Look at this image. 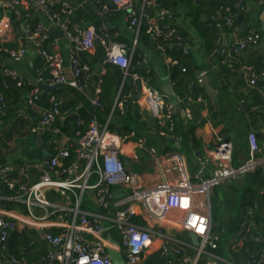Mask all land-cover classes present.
I'll use <instances>...</instances> for the list:
<instances>
[{"label":"built area","instance_id":"built-area-1","mask_svg":"<svg viewBox=\"0 0 264 264\" xmlns=\"http://www.w3.org/2000/svg\"><path fill=\"white\" fill-rule=\"evenodd\" d=\"M4 12L0 20V40L12 29L14 22H23L31 18L33 7L39 9L49 25L64 33L69 42L70 79H67L62 58L57 53H49L44 45L49 40V30L42 23H37L31 31L33 47L45 61L48 79L39 77L35 82H23L16 70L0 62V71L3 77L13 82L16 87H26L28 96L26 105L36 108L41 101L42 91L39 85L67 86L78 93L85 95L93 80V72L89 65L79 59L82 54H90L99 45L104 52L103 66L116 67L122 71L123 78L120 91L129 78L138 86L137 95L147 108L149 115L157 121L170 119L176 107L184 104L181 109L188 121L192 120L190 106L203 105L201 97L184 100L177 98L175 106L165 105V97L156 90L147 86V83L136 73H130L132 58L137 48V40L141 27L145 24L147 35L157 42V51L164 52L169 46L182 47L181 37L172 25L173 15L167 10H161L158 19L160 25L151 23L147 10L154 6L153 0H143L142 8L135 7V0H105V4L97 1L100 6L98 17L103 21L114 7L126 14L128 30L132 32L134 40L131 46L113 40L108 35L103 22L96 30L88 27L81 30L77 26L70 29L73 8L68 0H0ZM195 1V0H192ZM264 0H260L263 5ZM234 10L243 15L246 6L243 0H235ZM220 11L225 15V26L232 30L234 38L233 52H244L257 46L262 35L255 30H249L244 37L240 36L239 28L234 26L233 18L228 9ZM214 20V19H212ZM7 60L21 62L26 55L24 48L4 50ZM138 69L147 64L146 54L139 56ZM171 64H176L171 63ZM185 73V70H182ZM242 78L247 86L253 90L258 83L264 80V73L257 72L252 67L244 66L241 69ZM41 75V74H40ZM93 88V94L87 97L90 107L97 113L104 110L101 102L102 76L104 69ZM204 75L198 78L202 84ZM264 106V91L260 92ZM123 109V104L116 99L114 109ZM6 117V103L0 96V127ZM62 117L61 102L56 98L49 100V108L40 113L39 124L31 129L32 135L38 137L52 134L51 144L54 153L49 155V174L43 171L44 162L23 164L18 168L0 166V248L7 252V244L13 234H23L27 231L40 233V240L46 245L47 252L41 264H113L107 254L111 249L123 257L125 264H142L146 254L151 250L155 237H160L162 243L158 251L167 261V264H223L224 261L214 254L218 249L220 237L212 235V213L210 197L214 189L239 177L261 169L264 177V157L257 159L260 152L255 134L248 135V160L239 167H234V145L231 142L218 139L213 149L207 151L197 159L198 170L194 179L199 184H193L185 169V160L179 154L165 155L171 170L177 172L180 178L173 181H163L153 189L141 192L134 187V179L129 174L121 160L130 155L133 160L138 159V151L146 147V140L139 139L133 151L127 152L123 148L124 140L111 134L108 124L101 126L97 115H94L86 124L84 133L77 131L73 136L64 134L54 128ZM111 120V117H110ZM130 137H134L131 134ZM1 142V135H0ZM155 154L154 149H150ZM39 173L35 183L34 173ZM33 173V174H32ZM96 176L95 184L90 180ZM24 179L25 183L19 180ZM4 191L13 195L6 197ZM118 193H121L118 195ZM56 197H51V195ZM92 195V204L95 212L81 210L84 196ZM2 202H9L24 207V212H12L4 209ZM174 213V214H172ZM254 211L248 212L247 229L255 228ZM141 219L143 225L136 223ZM170 223L182 233L192 234L198 239V247L192 244H183L174 239L158 235L153 232V226ZM57 230L53 235L50 231ZM115 230L119 237L116 241L109 235L117 246L108 242L104 236ZM253 242L259 243V237ZM32 244L31 246H33ZM235 248V247H234ZM10 264H27L25 259L9 257ZM247 264H264V250L262 254L251 255Z\"/></svg>","mask_w":264,"mask_h":264},{"label":"crops","instance_id":"crops-1","mask_svg":"<svg viewBox=\"0 0 264 264\" xmlns=\"http://www.w3.org/2000/svg\"><path fill=\"white\" fill-rule=\"evenodd\" d=\"M68 1L74 10V14L70 20V29L73 28V26H77L81 30H85L88 27H94L96 30H98L101 22H103L111 39L121 41L122 43L131 46L134 36L132 32L128 30L125 12L117 10L114 7H110L109 13L105 16L104 20L100 21L98 17V11L95 9V5H93V0ZM153 1V10H150L147 13L151 23L160 25L162 21L161 19H158V14L161 10H167L174 17L172 22L174 28H176L178 32H184L188 34L189 44L185 47V49L187 54L191 55L196 61L198 67L196 78L204 75L202 84L198 87V91H203L204 98H201L206 102L203 104L204 106L201 111V116L198 115V119L193 116L191 111L192 120L188 121L181 109L177 108L174 110L170 119L157 121L149 115L147 108L141 102V98L136 95L134 101L131 104V115L126 119L127 112L125 110V100H119L123 104L122 111H120L118 108L114 109L115 101L117 98H119L121 92V82H119V91L116 97H114L109 116H104L103 111L97 112L96 115L98 123L101 126H105L109 120L108 130L110 129V124L115 126L116 129H120L124 126L131 129L129 133L121 134L114 131H109L111 134H117L120 137H128V139L124 140L125 142L122 144L123 148L127 152L133 151L135 149L139 139L146 140V147L143 150L138 151L137 160H133V158L127 154L121 158L127 172L133 176L134 187L139 191L144 192L153 189L163 181L173 182L179 179V173L168 172V170H171V166H169L170 163L167 162V159L163 160L165 155L172 154H179L184 158L185 169L187 174L190 176L192 183L199 184V182L194 179L195 171L198 170L197 159L202 157L207 151L213 149L218 139L231 142L234 145V156L232 163L234 167H239L248 160L249 151L247 139L248 135L250 134H255L260 149V152L257 154L256 158H263V99L262 102H258L257 98L252 95L254 93H257L258 95L260 92H262V88L258 87V85L261 82H264V80L258 83L255 89L251 90L247 86L245 80L242 78L241 69L244 66H249L257 72L264 73V35H262V39L257 46L252 47L251 49H248L244 52L235 54L233 52L234 38L231 35H226L225 33L220 32L218 35L219 40H216L214 39L213 35L209 33L203 34V31H200L202 29L205 30V28H209L203 26L202 23L204 21L206 22L207 19L205 17L203 19L200 18L201 13L206 10L205 6L207 5V0H195V2L192 0ZM243 1L246 6V11L242 15L243 19L240 20L241 24L237 26V28L240 30V33L244 26L247 27V31L256 29L262 31V18H264V9L263 6L260 5V0ZM142 5L143 0H135L136 8L141 9ZM197 10L199 14L198 27H196L194 20ZM3 15L4 12L0 4V20L2 19ZM37 23H42L45 28L49 30V40L44 45V49L49 53H57L62 58L65 75L67 79H70V44L65 39V36L64 38H61L56 33V31L59 30L50 27L48 21L36 7L32 8L31 18L29 20L23 22H14L12 29L0 40V62L5 65L7 60L6 56L4 55V50H17L19 48H24L26 50V55L22 61L19 62L20 70L16 71L22 81L24 83L35 82V76L39 74L48 76V72L45 67V61L40 56L38 51H36L33 47L31 39L27 38V33L29 31L31 32ZM224 42H226V51L223 55H221V50L225 45ZM98 48L101 49V47L97 45L96 49L92 53L82 54L79 57L82 63H86L90 66L93 75L96 77V79L92 80L85 93V95L88 97L92 96L93 94V88L98 77L100 76L99 74L103 71V69L105 74L107 67H109L103 66L104 58L102 54L100 56L97 54ZM137 50L141 54H146L147 64L141 70H145V75L148 77L140 76L139 74L138 75L147 83L148 87L156 90L165 97L166 106L172 105L171 99L166 97L163 91L168 85H170L172 88V84L169 79V70L172 65H174L171 63H176V55L173 54L171 50L165 49L164 52H160L157 51L156 48L151 49L148 47V45L146 46L142 43H138ZM86 57L87 62L84 61ZM97 68H99L98 75H96ZM28 92L29 91L26 87L18 88L14 83L6 84L0 71V96H3L6 103V117L4 118L3 124L0 127V135L3 137L4 134H7L9 137V141L5 143L3 141V143H0V158L4 161L6 166L13 168H18L21 166H15L14 164L17 161H23L24 149L27 147V139L31 134L30 131L39 124L40 113L42 110H44L42 97L36 108H29L26 105ZM43 93L44 92H42V94ZM47 95L50 96L49 100L51 98H55L51 96L52 94ZM117 113L119 117L118 115L116 116ZM253 114L256 117H254ZM176 116H179V121H177L176 126L180 122L184 127H187L189 124L197 121L196 123H198V127L194 132V136L198 142V150L193 149V145L189 140L181 137V134L186 132L185 129H180L181 131L178 137L173 136V132L175 131V129H173V118H175L176 122L178 118ZM59 120L61 123L65 121V119L62 117ZM149 120L157 122L161 129L152 128L150 123H148ZM169 122L172 123L171 127H167ZM86 124L87 123H85V129ZM83 125L84 123L79 119L78 126ZM144 133L151 135L153 138L151 140H147L145 135H143ZM131 134H134V137H130ZM38 139L40 140L39 137ZM150 149H154L155 154H151ZM197 154L198 157H196ZM257 170L251 174L239 177L234 181L225 183L221 187L217 188L219 207L222 205L220 202V197L225 200V203L223 202L224 204H227L228 200L231 201L234 205L232 212L235 213V216L237 217L242 213L241 202L246 195V191H256V199L259 201L262 200L264 197V184L262 188L260 187L258 189H254L255 183L252 181L253 177L256 175L264 183V178L261 175V172ZM19 182L25 183V180L20 179ZM3 195L9 197L13 194L11 192L5 191ZM212 198L213 192L210 197L211 213L213 204ZM87 200L92 204V195L87 196ZM81 210L95 212L96 207L92 204L91 207L88 205L82 208L81 205ZM14 211L19 213L24 212H20L17 209L13 210L12 212ZM236 217H234V219H236ZM255 217L258 223H255L254 229L251 228L249 232L246 231V220L248 219L247 216L244 220V224L241 226L242 232L244 234L240 233L236 236L229 234L228 239L226 238V242L229 246L225 248L226 255L224 257H220L224 261L223 264H233L229 260L228 254L230 252L236 251L239 246L247 243L248 240L253 241L254 237L258 236L264 244V210H261L255 214ZM256 219L254 222H256ZM140 225H143L141 219ZM152 230L158 235L168 236L179 243L187 244L177 239V237L185 235V233H182L177 228H174V226H172L170 223L153 226ZM161 243L162 241L160 240V237H155L151 250L148 251L145 259L148 256L159 252L158 249ZM189 244H191V241ZM234 247L236 248L234 249ZM3 254L0 253V264H10L9 256H5Z\"/></svg>","mask_w":264,"mask_h":264},{"label":"trees","instance_id":"trees-1","mask_svg":"<svg viewBox=\"0 0 264 264\" xmlns=\"http://www.w3.org/2000/svg\"><path fill=\"white\" fill-rule=\"evenodd\" d=\"M93 5H95V9L99 12L100 6L96 3L97 1H100V3L105 4V0H93ZM195 2V1H194ZM235 0H207V5L205 6L206 10L201 13L200 18L203 19L204 17L207 19V21L202 22L203 26L209 27L200 30L203 31V34L209 33L214 36V39H218V35L220 32L225 33L226 35H231L232 30L225 26V22L223 18L225 15L220 11V9L226 10L228 9L230 11V15L233 18L234 26L237 27L241 24V21L238 20V17L240 14H238L237 11L234 10ZM263 9H264V3H263ZM154 7L147 10V13L150 10H153ZM198 10L195 14V24L196 27H198ZM214 19V20H212ZM73 22V21H72ZM204 28V27H202ZM147 27L144 24L139 32L137 45L138 43H142L144 45H148L149 48H156L158 43L153 41V39L147 35L146 33ZM261 35H264L262 31L255 30ZM248 31L241 33L240 36L244 37L247 34ZM181 37V45L185 48L189 44V36L188 34L184 32H179ZM219 40V39H218ZM121 42V41H118ZM168 50H171L173 54L176 55V64L172 65V67L169 70V79L172 84L173 93L176 98L184 100L185 97H191L192 99H197L199 97L204 98L203 91H198V77L196 78V75L198 73V67L196 64L195 59L189 55L185 54L183 51H179L175 48V46H169L167 48ZM103 50L97 49V54L100 56L104 53ZM141 53L137 50H135L133 58H132V65H131V71L130 73H136L140 76H145V70L138 69V62L139 56ZM87 56V55H86ZM87 62V57L84 60ZM46 67V65H45ZM182 70H185V73L182 72ZM44 72V71H43ZM46 72V71H45ZM47 73V72H46ZM122 71L116 67H107L106 73L101 77L102 78V104L104 105L103 115L108 117L112 105L114 97H116L119 88L117 86V82H121L122 80ZM39 77L43 79H47V75L39 74L36 75L35 78L38 79ZM93 79H96L94 76ZM4 81L6 84L13 83L7 79L4 78ZM258 87L262 88V91H264V82H261ZM138 91V86L134 85L133 82L128 78L124 84V87L122 88L119 96V100L123 99L126 101L125 110L127 112L126 119L131 115L132 112V102L134 101ZM253 94V93H252ZM202 95V96H201ZM251 95V94H250ZM51 96L55 97L59 101H61V113L62 118L65 119L63 123L58 120L56 124L54 125V128L60 129L62 133L68 134L70 136H73L77 131H81L84 133L85 129V123H87L94 115H96V112L90 107L86 95H82L78 93L76 90L67 87V86H61L58 87V91H56ZM252 96H255L257 98L258 102H262V97L260 94L257 95V93H254ZM257 96V97H256ZM49 97L47 94H42V103L44 106V109L49 108ZM184 104L179 106V109H183L185 106ZM204 105H196L193 104L190 106L192 114L195 118L198 119V115L201 116V111L203 109ZM116 113V111H115ZM114 113V115H115ZM73 114H76L81 122L84 123L83 126L76 125L75 121L71 119V116ZM118 113L116 114V116ZM254 115V114H253ZM264 116V113H263ZM119 117V115H118ZM176 122L174 119V125L173 129L175 131L173 132L174 137H178L180 135V129H185L186 132L181 134L182 138H186V140H189L192 143V147L194 150H198V142L195 139L194 132L196 128L198 127V123L195 121L192 124H189L187 127H184L182 123H178L176 126L177 121H179V116ZM254 117H256L254 115ZM196 119V120H197ZM202 122V121H201ZM148 123H150L151 127L154 129H161L157 122H154L152 120H149ZM103 124V121H102ZM201 124V123H200ZM172 123L169 122L167 124V127H171ZM109 131H114L119 134L121 133H129L131 129L129 127H122L120 129H116L115 126L111 125L109 126ZM4 138V139H3ZM40 140L38 141L37 135L30 134L27 139V152L25 153L23 161H17L14 165H22V164H35L40 163L43 161L45 155H52L54 153V147L52 146L51 142L54 139V136L52 134H45L43 136L39 137ZM9 141V137L7 134H4V136H1V142L3 143ZM0 142V143H1ZM5 146V145H4ZM0 166H6L4 161L0 158ZM260 171L261 170H257ZM256 171V172H257ZM33 174V173H32ZM34 179L31 181V183H34L37 181V178L39 177V173L35 172ZM259 175V173H258ZM262 175V172H261ZM264 178V177H263ZM252 181L255 183L254 189L262 188L263 182L258 176H254ZM221 187V186H220ZM219 188V187H218ZM0 189H3V187L0 185ZM5 192V191H4ZM256 191L254 190H248L246 191L245 197L242 199L241 202V215H238L236 219L233 220L231 224V228L229 230V234L231 235H237L242 232V224H244L245 218L248 216L249 211H254V214H257L259 211L264 210V197L262 200H257L255 196ZM6 194V193H5ZM51 197H56L55 195H51ZM58 199V198H57ZM212 203H214V209H218V191L217 188L213 191V198ZM2 205L4 209L13 211L17 209L18 211H24V207L17 205V204H11L9 202H2ZM213 207V206H212ZM213 209V208H212ZM256 217H254L255 221ZM136 223L140 224V219L136 220ZM257 219H256V222ZM53 235L58 234L57 230H51L50 231ZM244 234V233H243ZM34 244L33 246H31ZM229 245L226 244L222 237H220V241L218 242V249L214 252L215 255L218 257H224L226 255L225 248ZM7 252H1L5 256L13 257L15 259H25L27 261V264H40L41 258L45 257L47 252L46 245L40 240V237L38 233L35 231H27L23 234H13L10 239L9 243L7 244ZM236 248V247H235ZM234 248V249H235ZM264 250V244L261 242L255 243L253 241L248 240L247 243H244L242 246H239L236 251L230 252L228 254L229 260L233 264H247L251 255H261L262 251ZM142 264H167V261L161 256L160 252L154 253L150 256H148Z\"/></svg>","mask_w":264,"mask_h":264},{"label":"water","instance_id":"water-1","mask_svg":"<svg viewBox=\"0 0 264 264\" xmlns=\"http://www.w3.org/2000/svg\"><path fill=\"white\" fill-rule=\"evenodd\" d=\"M0 4H1V1H0ZM242 19H243L242 15L238 17V20H242ZM246 31H247V27L244 26L241 30V33H244ZM262 31L264 32V18H262ZM56 33L61 38H64V33L62 31H56ZM30 37H31V32L29 31L27 33V38H30ZM224 44L225 45H224L223 49L221 50V55H223L226 51V42H224ZM175 48L180 50V51H183L182 47H175ZM5 65L11 69L16 70V71L20 70V63L13 62L10 60H6ZM98 73H99V68L96 69V75H98ZM117 86H119V82H117ZM39 88L42 92H44L46 94H53L58 90V87H56V86H47V85H42V84L39 85ZM163 92H164V95L166 97L171 99L172 105L175 106L177 104V98L175 97L171 86L168 85L167 87H165ZM138 97H140V95H138ZM177 108L178 107H176V109ZM71 119L74 120L77 125H79V118L77 115L71 116ZM38 141H39V139H38ZM196 157H198V154L196 155ZM49 159H50L49 155H45L44 159H43V162H44L43 171L47 174H49L51 172L50 167H49ZM39 235H40V233H39ZM188 237L191 241V244L194 247H198V245H199L198 239L192 234H189ZM107 240L112 245L117 246V244H118L117 242L113 241L110 236L107 237ZM107 254H108V256L111 259L113 264H125V261H124L123 257L121 256V254H119V253H117L111 249H107Z\"/></svg>","mask_w":264,"mask_h":264},{"label":"rangeland","instance_id":"rangeland-1","mask_svg":"<svg viewBox=\"0 0 264 264\" xmlns=\"http://www.w3.org/2000/svg\"><path fill=\"white\" fill-rule=\"evenodd\" d=\"M145 135V137L147 138V140H151L153 137L149 134H143ZM27 152V147H25L24 149V156H25V153ZM197 171H195V174L196 175ZM192 175V176H194ZM97 181V178L96 176H93L90 180V184H95ZM121 193H118V195H120ZM220 202L222 203V205L220 207H218V209H214L215 205L214 203L212 204V218H213V230H212V235L213 237H222L223 241H227L228 239V236H229V230L231 228V224L234 220V217H236L235 213L232 212V209H233V204L231 201L228 200V203L227 204H224L225 203V200H223L222 197H220ZM224 202V203H223ZM92 206L91 202H89L87 200V196L84 197V200H83V203H82V208L83 207H86V206ZM236 208V207H235ZM109 235H111L113 237V239H115L116 241L119 240V237L117 235V232L115 230H111L109 231L108 233H105L104 236L105 237H108ZM227 238V239H226ZM177 239L179 241H182L184 243H187L189 244L190 243V240L188 239V235H182L180 237H177ZM227 244V242H226Z\"/></svg>","mask_w":264,"mask_h":264}]
</instances>
